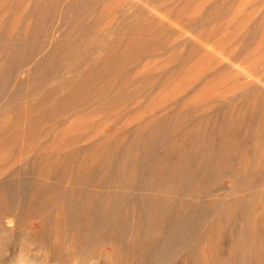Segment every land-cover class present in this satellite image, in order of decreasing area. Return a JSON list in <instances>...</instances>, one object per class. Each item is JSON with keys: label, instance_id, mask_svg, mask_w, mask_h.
<instances>
[{"label": "rangeland", "instance_id": "374dc122", "mask_svg": "<svg viewBox=\"0 0 264 264\" xmlns=\"http://www.w3.org/2000/svg\"><path fill=\"white\" fill-rule=\"evenodd\" d=\"M68 1L0 0V264H264V0Z\"/></svg>", "mask_w": 264, "mask_h": 264}, {"label": "bare ground", "instance_id": "6f19581e", "mask_svg": "<svg viewBox=\"0 0 264 264\" xmlns=\"http://www.w3.org/2000/svg\"><path fill=\"white\" fill-rule=\"evenodd\" d=\"M99 1H101V0H69L66 4H65V6H64V8H63V15H62V19L61 20H63V22L65 23H67V22H75V24L76 25H78L79 24V20L77 19V15H78V13H77V15L76 16H74V13L77 11H79V12H81L83 9H85V8H91V6L93 5V4H95L96 2H99ZM60 2V0H55V4H58ZM38 10V8L37 7H35L34 8V13H36L37 15L39 14V13H37V12H39V11H37ZM89 10V9H88ZM87 11V10H86ZM85 11V12H86ZM86 14H87V12H86ZM85 14V15H86ZM84 15V14H83ZM80 16H81V14H80ZM87 16V15H86ZM140 16V15H139ZM84 17V16H83ZM141 17H142V15H141ZM140 17V18H141ZM84 19V18H83ZM139 19V18H138ZM137 19V20H138ZM138 21H140V20H138ZM65 25V24H64ZM61 28V27H60ZM63 30H64V28H63ZM62 32V31H61ZM131 33V32H130ZM132 35V34H131ZM21 40V39H20ZM14 42V41H13ZM135 43V42H134ZM23 44H24V42H23ZM130 44V43H129ZM14 51L16 52V53H19V52H21V50H22V42L21 41H17V42H14ZM56 45V44H55ZM54 45V46H55ZM137 45V44H136ZM141 45V44H140ZM56 47H57V45H56ZM56 47H53V48H56ZM56 50V49H55ZM140 50H142L141 48H138L137 46H132V47H130V49L128 50V53H132L133 51H140ZM58 50H56L55 52H57ZM53 52H54V49H53V51L52 52H50L48 55H50V54H53ZM55 52H54V54H55ZM31 53V52H30ZM47 56V55H46ZM46 56H44V57H46ZM43 57V58H44ZM51 57V56H50ZM49 57V58H50ZM45 59H47V58H45ZM116 59V58H115ZM114 59V60H115ZM112 61V64L114 63L115 64V62L116 61ZM19 62V60H16V59H14L13 61H12V63H11V65H10V67L13 69L14 67H16L17 66V63ZM47 62V61H46ZM45 64V63H44ZM118 64V63H117ZM41 65V64H40ZM97 65L96 66H93L89 71H87V73L85 74V76H84V78H83V81H85V80H89L90 78H91V76H93L94 75V72L95 71H97ZM179 220V219H178ZM187 220H188V218L186 217V216H183V217H180V223L182 224V226H183V230L179 233V234H176V235H173V237H170L169 238V240H166V242H168L169 241V243H173L174 245H176V246H178V247H185V246H187V244H189L190 242H192L194 239H196V235H195V229H196V223H190V222H187ZM3 226V225H2ZM13 264H28L26 261H23V260H19V261H16V262H14Z\"/></svg>", "mask_w": 264, "mask_h": 264}]
</instances>
